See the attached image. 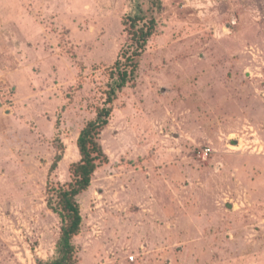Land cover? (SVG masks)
I'll list each match as a JSON object with an SVG mask.
<instances>
[{"label": "rangeland", "instance_id": "obj_1", "mask_svg": "<svg viewBox=\"0 0 264 264\" xmlns=\"http://www.w3.org/2000/svg\"><path fill=\"white\" fill-rule=\"evenodd\" d=\"M128 16L156 32L78 197L80 264H264V0H0V264L57 258L47 188L71 181Z\"/></svg>", "mask_w": 264, "mask_h": 264}, {"label": "trees", "instance_id": "obj_2", "mask_svg": "<svg viewBox=\"0 0 264 264\" xmlns=\"http://www.w3.org/2000/svg\"><path fill=\"white\" fill-rule=\"evenodd\" d=\"M139 16L124 18L126 42L115 63L116 79L107 91L108 97L102 107H98L95 118L87 122L77 141L81 159L70 166L71 181L66 184H52L47 188L48 203L62 219L61 236L57 245L58 256L45 264H80L81 257L75 239L81 234L83 217L78 197L88 191L97 170L109 162L101 135L110 125L115 111V102L120 92L128 86H137V73L140 68L143 50L156 32L154 23L142 24ZM62 157L59 155L51 173L58 168Z\"/></svg>", "mask_w": 264, "mask_h": 264}, {"label": "built area", "instance_id": "obj_3", "mask_svg": "<svg viewBox=\"0 0 264 264\" xmlns=\"http://www.w3.org/2000/svg\"><path fill=\"white\" fill-rule=\"evenodd\" d=\"M210 153H211V149H208V150L205 151L204 156L208 157ZM130 260L134 261L135 257L134 256L130 257Z\"/></svg>", "mask_w": 264, "mask_h": 264}]
</instances>
